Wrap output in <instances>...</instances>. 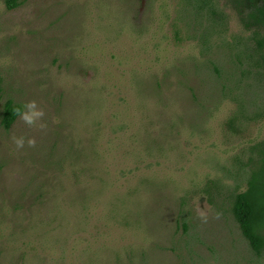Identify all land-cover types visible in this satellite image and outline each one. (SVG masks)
Returning <instances> with one entry per match:
<instances>
[{
    "label": "rangeland",
    "instance_id": "1",
    "mask_svg": "<svg viewBox=\"0 0 264 264\" xmlns=\"http://www.w3.org/2000/svg\"><path fill=\"white\" fill-rule=\"evenodd\" d=\"M30 100L47 129H5ZM261 142L227 0H0V264H264L231 213Z\"/></svg>",
    "mask_w": 264,
    "mask_h": 264
},
{
    "label": "trees",
    "instance_id": "2",
    "mask_svg": "<svg viewBox=\"0 0 264 264\" xmlns=\"http://www.w3.org/2000/svg\"><path fill=\"white\" fill-rule=\"evenodd\" d=\"M242 28L249 32V39L256 55L257 66L264 73V0H227ZM8 9L15 0H5ZM7 101L4 105L1 124L8 129L18 117L15 108ZM246 188L233 195L231 213L243 239L255 255L264 250V142L255 148Z\"/></svg>",
    "mask_w": 264,
    "mask_h": 264
},
{
    "label": "clouds",
    "instance_id": "3",
    "mask_svg": "<svg viewBox=\"0 0 264 264\" xmlns=\"http://www.w3.org/2000/svg\"><path fill=\"white\" fill-rule=\"evenodd\" d=\"M15 113L20 117V119L30 128H36L40 131H45L48 127L47 123L44 121L46 115L44 109L40 107L36 100H30L23 104L22 107L15 108ZM12 141L15 144L16 148L23 149L25 145L29 148H35L37 141L35 137H25V136H13ZM198 216L203 222H207V214L198 209ZM220 213L216 214V217L219 218Z\"/></svg>",
    "mask_w": 264,
    "mask_h": 264
}]
</instances>
